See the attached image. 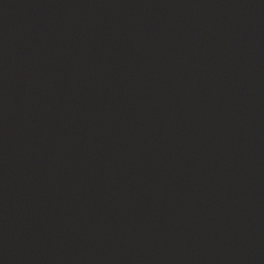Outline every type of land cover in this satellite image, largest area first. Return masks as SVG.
Instances as JSON below:
<instances>
[{
	"label": "water",
	"instance_id": "95a60500",
	"mask_svg": "<svg viewBox=\"0 0 264 264\" xmlns=\"http://www.w3.org/2000/svg\"><path fill=\"white\" fill-rule=\"evenodd\" d=\"M0 264H264V0H0Z\"/></svg>",
	"mask_w": 264,
	"mask_h": 264
}]
</instances>
